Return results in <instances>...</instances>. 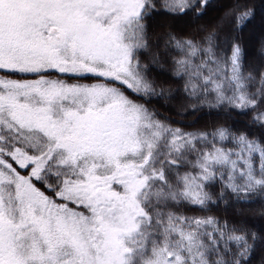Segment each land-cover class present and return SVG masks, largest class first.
Returning <instances> with one entry per match:
<instances>
[{
    "label": "snow or ice",
    "instance_id": "1",
    "mask_svg": "<svg viewBox=\"0 0 264 264\" xmlns=\"http://www.w3.org/2000/svg\"><path fill=\"white\" fill-rule=\"evenodd\" d=\"M0 264H264V0H0Z\"/></svg>",
    "mask_w": 264,
    "mask_h": 264
}]
</instances>
